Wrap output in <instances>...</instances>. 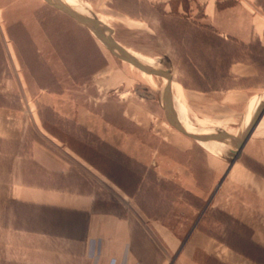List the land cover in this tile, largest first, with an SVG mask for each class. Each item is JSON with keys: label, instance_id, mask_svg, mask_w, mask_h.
<instances>
[{"label": "rangeland", "instance_id": "1", "mask_svg": "<svg viewBox=\"0 0 264 264\" xmlns=\"http://www.w3.org/2000/svg\"><path fill=\"white\" fill-rule=\"evenodd\" d=\"M219 1L217 28L197 0H79L100 32L58 0H0V227L37 213L39 228L76 236L92 214L114 216L152 263L264 264V192L242 168L264 178V150L232 154L264 102V47L238 41V1ZM178 102L226 150L178 130L191 136L168 109ZM25 194L51 202L13 199Z\"/></svg>", "mask_w": 264, "mask_h": 264}, {"label": "crops", "instance_id": "2", "mask_svg": "<svg viewBox=\"0 0 264 264\" xmlns=\"http://www.w3.org/2000/svg\"><path fill=\"white\" fill-rule=\"evenodd\" d=\"M197 1L203 3L205 6L208 17L207 23L218 28L220 26L219 22H214V19L216 17L219 20L218 4L220 1ZM237 1L238 7L236 10L240 14L237 24L239 27L237 34L228 32L227 30H219L222 34H236L235 36L238 41L243 44H250L254 41L259 42L264 47V0ZM226 10H233V8ZM247 11H250V13H247ZM246 14H248L247 21L244 18L242 19V17L246 18ZM220 16L224 18L225 14L220 13ZM221 24L223 26V23ZM263 120L264 118L261 119L242 150H264V135L262 134L264 133V125L261 127ZM240 130L241 127L237 130L238 133H240ZM233 137L234 139L236 138L235 135ZM242 168L245 171L247 182L249 181V186H247L249 188H257V190L253 189L250 191L251 193L253 192V196L255 195L256 198L259 195V191L264 192V178L254 173L245 165H242ZM256 193L258 194L256 195ZM13 199L34 206L51 202L45 198L26 194L14 195ZM76 210L78 212L87 211L85 209ZM13 215V223L10 222L8 227H0V261L9 264H166L163 259L153 263L150 262L148 255L151 249L154 251L152 245L142 241L143 235L134 237V232L131 230L129 222L114 216L103 217L92 214L89 217L88 223L85 222L81 226H75L74 230L82 229L81 234L75 236L61 234L47 228H39L37 222L32 221L33 218L38 219L37 213H34V216H31L28 222H22V218H20L21 216L18 212H13ZM22 232L33 235V239L36 240L39 234L43 235L42 237L47 240H55L62 245V251L23 248L21 247V237L16 236L17 233L21 234ZM255 241L264 246V234L260 233L257 235Z\"/></svg>", "mask_w": 264, "mask_h": 264}, {"label": "bare ground", "instance_id": "3", "mask_svg": "<svg viewBox=\"0 0 264 264\" xmlns=\"http://www.w3.org/2000/svg\"><path fill=\"white\" fill-rule=\"evenodd\" d=\"M61 4H63L65 7H67L68 9H69V12L70 13H73V14H75L76 15V17L78 16V15H80L79 17H80V22L84 25V26H86V27H88V25L87 24H91V25H93L94 27H96L97 29H98V31H100V32H102L103 31V28H101L100 26H97L96 25V20L97 19H94L92 16H91V14H89V12H87L80 4H79V0H58ZM87 8V7H86ZM90 10V9H89ZM95 16H96V14H95ZM97 18V17H96ZM104 31H106V30H104ZM95 36H96V38H99L102 42H105V43H107V45H108V47L111 49V48H115V49H118V48H116L114 45H113V43L110 41L111 39L109 38V36H107V35H102L101 33H98L97 31H95ZM107 38H109V40L107 39ZM118 44V43H117ZM125 50V49H124ZM119 51V50H118ZM121 54H125V52H121V51H119ZM126 55V54H125ZM152 63V62H151ZM152 65L154 66V64L152 63ZM154 67H156V66H154ZM148 68V67H147ZM157 68V67H156ZM159 69V68H158ZM166 79H165V81H164V85H165V87L166 86H171V81H170V75L168 74V71H167V73H166ZM167 88V89H169L168 91L166 90L165 92H171V88ZM165 92H164V94H165ZM169 94V93H168ZM171 96V95H170ZM174 100V99H173ZM170 101V100H169ZM170 104H171V102H170ZM175 106H177V108L175 109V111H174V109L172 108L171 109V107L169 108L168 107V109H169V111L171 112V114L176 118V119H178L180 122H181V124L183 125V127L191 134V136H193V137H196L197 139H198V141L200 142V143H202L203 145H205V146H207L211 151H214V150H226V149H224L223 148V146L222 147H213L212 145H210V143H208L207 141H205L204 139H203V137H201V135L199 134V133H196L194 130H193V128L192 127H190V123H189V121L186 119V117H185V115L183 114V105L181 104V103H179L178 102V104H175ZM174 106V107H175ZM264 109V102H261L259 105H258V107H257V111L255 112V114L253 115V117L251 118V120L247 123V126H246V133L250 130V128L252 127V125H253V123L257 120V118H258V116H259V114L261 113V111ZM178 110V111H177ZM262 125H264V120H263V122L261 123V127H262ZM244 128V127H243ZM241 129H242V127H241ZM245 130V129H244ZM245 133V132H244ZM244 135V134H243ZM216 140V139H215ZM214 140V141H215ZM223 141V140H222ZM225 142V141H224ZM223 142V143H224ZM217 143V142H216ZM226 143V142H225ZM238 148L236 147V148H234V151L232 152V154H234V152H236V150H237ZM215 152V151H214ZM220 152V151H219ZM225 152V151H224ZM228 154V153H227ZM234 156V155H233ZM232 158V157H231Z\"/></svg>", "mask_w": 264, "mask_h": 264}, {"label": "water", "instance_id": "4", "mask_svg": "<svg viewBox=\"0 0 264 264\" xmlns=\"http://www.w3.org/2000/svg\"><path fill=\"white\" fill-rule=\"evenodd\" d=\"M76 18H78V20H80V17L77 16ZM105 45H107V43L103 42ZM108 46V45H107ZM264 115V109L261 111V113L259 114L257 120L253 123L252 128L249 130V132L244 136V138H239L240 142L238 144V150H242V148L244 147L245 143L247 142V140L250 138L251 134L253 133V131L255 130V128L257 127V125L259 124V122L261 121L262 117ZM176 128L178 130H180L181 132H183L184 134L188 135L189 137L195 139L198 141V139L196 137L190 136L188 133L184 132L182 129H180L179 127L176 126Z\"/></svg>", "mask_w": 264, "mask_h": 264}]
</instances>
